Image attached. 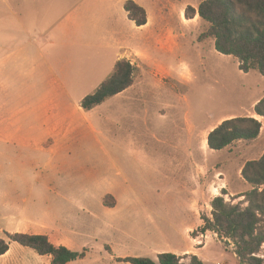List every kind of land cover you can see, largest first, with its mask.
I'll return each mask as SVG.
<instances>
[{"label":"rangeland","instance_id":"374dc122","mask_svg":"<svg viewBox=\"0 0 264 264\" xmlns=\"http://www.w3.org/2000/svg\"><path fill=\"white\" fill-rule=\"evenodd\" d=\"M71 1L67 14L79 0ZM128 1L145 9L146 26L137 27L128 19ZM202 1L99 0L93 27L85 21L96 14L83 12L85 42L98 43L112 57L132 52L130 60H124L136 68L134 84L123 96L96 108L88 121L76 116L80 133L72 146L58 153L49 170L31 171L42 180L49 178L46 188L29 178L26 189L17 186L16 198L15 185L5 177L17 169L4 163L0 238L31 231L48 234L55 243L69 239V250L87 253L72 264H127L118 262L121 258L157 261L163 253L183 258V264H190L192 256L205 264H239L232 243L221 242L213 233L202 235L199 229L203 217L211 218V203L223 191L227 203L248 206L241 195L251 187L241 173L246 163L264 154V118L254 115L264 98V76L241 72L238 60L219 54L213 39L200 40L209 25L198 16L187 20L186 11L197 10ZM53 22L55 17L49 25ZM135 52L144 58H136ZM30 91L35 98L28 101L14 97L25 93L21 88L3 95L2 127L12 126L16 111L46 107L39 99L44 90ZM239 117L258 119L260 137L211 151L208 133L223 120ZM38 120L21 123L34 129L44 122ZM111 189L118 192L120 206L108 211L104 202ZM107 201L112 203L111 198ZM12 212L36 224L5 221V213ZM35 257L33 250L11 245L9 262L35 264ZM259 257L264 259V246Z\"/></svg>","mask_w":264,"mask_h":264},{"label":"crops","instance_id":"0c3cea01","mask_svg":"<svg viewBox=\"0 0 264 264\" xmlns=\"http://www.w3.org/2000/svg\"><path fill=\"white\" fill-rule=\"evenodd\" d=\"M68 1L72 2L71 0H0V106L4 103L3 95L5 96L9 89L13 88L25 90L22 95L14 96L18 101L33 100L34 96L29 94L31 89L44 90V95L39 99L46 105L37 111L34 108L25 113L16 111L12 114L11 127L0 125V169L1 171L4 169L5 162L9 163L10 168L17 169L15 174L11 173L10 176L5 177V181L10 180L11 184L15 185L16 198L19 194L17 186L26 189L29 178L45 188L48 186V177L42 180L31 171L34 173L35 169L40 168L49 170L59 160L58 153L72 146L70 142L73 137L80 133L76 116L84 115L88 121V116L96 109L90 112L84 111L81 108L82 101L94 94L112 76L119 61L130 60L131 57L132 52L109 56L108 49H100L98 43L94 41L83 40V12L96 14L95 17L91 15L85 21L92 27L95 26L99 0H79L67 14ZM134 3L139 5L136 1ZM74 11L78 12L74 14ZM52 17H55V22L49 25ZM68 25L69 30H67ZM52 28L55 29L53 33ZM133 55L136 58L137 56L144 58L143 53L135 52ZM83 89L90 90L83 94ZM126 92L118 96L121 97ZM36 118L44 120L38 128L23 127L22 119ZM92 131L95 132L94 129ZM107 193V196L116 200L115 207L107 210L117 209L120 206L118 192L111 189ZM81 208L89 209L84 205ZM21 216L20 212L5 213V219H8L5 221L10 223L22 221L21 225L27 226L36 224ZM28 235L47 236L57 247L71 249L73 245L69 239H60L55 243L51 236L40 232L30 231ZM9 254L10 251L0 257V264H23L9 262ZM37 256L34 259L35 264H51L50 257Z\"/></svg>","mask_w":264,"mask_h":264},{"label":"trees","instance_id":"16d2710c","mask_svg":"<svg viewBox=\"0 0 264 264\" xmlns=\"http://www.w3.org/2000/svg\"><path fill=\"white\" fill-rule=\"evenodd\" d=\"M128 19L137 27L147 25V13L133 1L125 6ZM196 16L209 25L207 33L200 40L213 39L216 51L233 57L239 62L241 72L248 74L258 71L264 76V0H203L198 9L189 7L187 20ZM136 68L128 61H119L112 76L92 95L86 97L81 108L90 112L112 99L134 84ZM254 115L264 118V98L255 106ZM262 131L261 122L255 117H239L223 121L207 138L211 151H223L237 142L256 141ZM241 176L251 190L241 197L247 207L231 205L225 200L228 194L216 197L211 203V218L203 217L202 235L213 233L226 244L232 243L239 264H264L259 257L264 246V154L259 160L245 164ZM111 198L112 203L107 199ZM105 207L114 208L116 202L110 196L105 198ZM12 244L33 250L41 257H50L51 264H70L86 257V250L73 252L63 246H55L47 236L23 233L6 234L0 238V257L6 255ZM183 258L172 254L158 255L157 261L148 258L118 259L127 264H183ZM190 264H205L197 256L191 257Z\"/></svg>","mask_w":264,"mask_h":264}]
</instances>
